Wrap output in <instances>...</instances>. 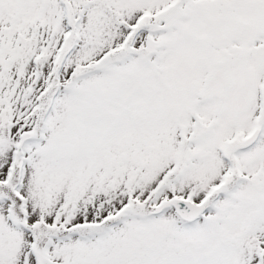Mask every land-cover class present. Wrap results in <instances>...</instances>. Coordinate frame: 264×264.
Wrapping results in <instances>:
<instances>
[{
  "label": "snow or ice",
  "instance_id": "obj_1",
  "mask_svg": "<svg viewBox=\"0 0 264 264\" xmlns=\"http://www.w3.org/2000/svg\"><path fill=\"white\" fill-rule=\"evenodd\" d=\"M0 264H264V0H0Z\"/></svg>",
  "mask_w": 264,
  "mask_h": 264
}]
</instances>
